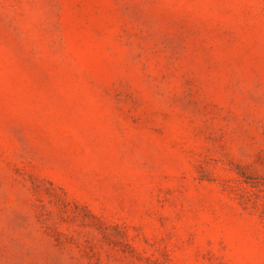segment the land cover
<instances>
[{"label":"rangeland","instance_id":"obj_1","mask_svg":"<svg viewBox=\"0 0 264 264\" xmlns=\"http://www.w3.org/2000/svg\"><path fill=\"white\" fill-rule=\"evenodd\" d=\"M0 264H264V0H0Z\"/></svg>","mask_w":264,"mask_h":264}]
</instances>
